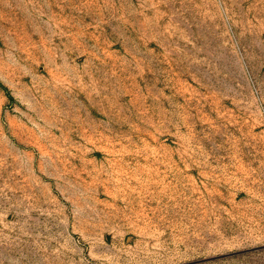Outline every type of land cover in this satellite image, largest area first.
I'll return each mask as SVG.
<instances>
[{"label":"rangeland","instance_id":"obj_1","mask_svg":"<svg viewBox=\"0 0 264 264\" xmlns=\"http://www.w3.org/2000/svg\"><path fill=\"white\" fill-rule=\"evenodd\" d=\"M0 264H264V0H0Z\"/></svg>","mask_w":264,"mask_h":264}]
</instances>
